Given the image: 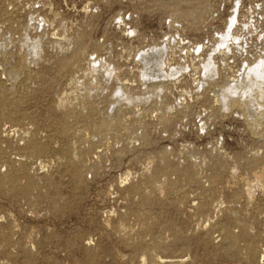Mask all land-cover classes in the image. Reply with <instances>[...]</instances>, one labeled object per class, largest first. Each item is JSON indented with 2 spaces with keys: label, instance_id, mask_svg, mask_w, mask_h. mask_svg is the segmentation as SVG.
Wrapping results in <instances>:
<instances>
[{
  "label": "rangeland",
  "instance_id": "obj_1",
  "mask_svg": "<svg viewBox=\"0 0 264 264\" xmlns=\"http://www.w3.org/2000/svg\"><path fill=\"white\" fill-rule=\"evenodd\" d=\"M263 60L264 0H0V264H264Z\"/></svg>",
  "mask_w": 264,
  "mask_h": 264
},
{
  "label": "bare ground",
  "instance_id": "obj_2",
  "mask_svg": "<svg viewBox=\"0 0 264 264\" xmlns=\"http://www.w3.org/2000/svg\"><path fill=\"white\" fill-rule=\"evenodd\" d=\"M65 36V35H64ZM227 36V35H226ZM67 37V36H66ZM65 37V38H66ZM225 37V36H224ZM27 39V38H26ZM25 39V41H28V39L26 40ZM34 39H36V40H34V42H32L31 44H29V43H27V44H29L28 46H27V61L32 65V63H35V62H37L38 61V56L40 57V54H39V51H41L42 49V47H41V45H42V43H41V41L42 40H40V38H34ZM225 39V38H224ZM223 39V40H224ZM226 39H227V37H226ZM20 40V39H19ZM227 41V40H226ZM225 41V42H226ZM16 42V41H15ZM23 42V41H22ZM30 42V41H29ZM224 42V41H223ZM23 43H25V42H23ZM23 43H22V45H23ZM10 44V43H9ZM15 44V43H14ZM226 44V43H225ZM25 46V45H24ZM41 48H40V47ZM23 47V46H22ZM21 47V48H22ZM40 49H38V48ZM160 49H162V47H159ZM159 48H157L158 50H156L155 52H153L152 53V55H150V53L149 52H145L146 54H148L149 53V55L147 56H144V58H141V59H144L145 61H142L143 63H144V67L146 66V69H144L143 70V72H144V74H145V77L146 76H155V74H156V77L159 79H157L156 81H154V82H156V85H157V87H156V93L158 94H160V92H161V90H162V88H163V86H162V84L165 82V79H166V77L168 76V75H170L171 76V72H169L168 74H166V72L163 70V67H164V65H165V63L163 64H161V62L159 61L160 60V58L159 57H161V56H159V55H162V54H160V53H162L160 50H159ZM6 49V48H5ZM152 49V48H151ZM155 49V48H154ZM154 49H153V51H154ZM164 49V48H163ZM1 51H3V50H1ZM150 51H152V50H150ZM2 53V52H1ZM19 53V52H18ZM41 53V52H40ZM143 56H141V57H143ZM162 58V57H161ZM22 60H23V58H22ZM26 60V59H25ZM162 60V59H161ZM26 61V62H27ZM27 62V63H28ZM163 62V61H162ZM36 64V63H35ZM23 65V64H22ZM29 65V64H28ZM99 66V65H98ZM98 66L97 65H95L94 64V66H93V68L89 71V74H91L92 75V82L91 83H96V85H98L97 83H99L100 81H98V78H99V68H98ZM206 67V66H205ZM173 68V67H172ZM171 68V70H174V69H172ZM175 70H177V69H175ZM205 70H207V73H206V76L208 77H210V76H214L217 72H216V68L213 66V64L211 63V62H209V63H207V67H206V69ZM142 72V73H143ZM175 72V71H174ZM173 74V73H172ZM107 75L109 76V77H111L112 75H113V72L112 71H108L107 72ZM106 75V76H107ZM11 77H9V78H12V75H10ZM206 76H205V78H204V80H203V82H207L206 80ZM108 77V78H109ZM143 77H144V75H143ZM9 78H8V80H9ZM14 78V77H13ZM151 78L149 77V80H150ZM155 79V78H154ZM153 79V80H154ZM149 80H148V82H149ZM104 81V80H103ZM107 81V80H106ZM150 81H152V80H150ZM105 82V81H104ZM108 82V81H107ZM147 82V81H146ZM147 82V83H148ZM79 83H80V81H79ZM106 83V82H105ZM103 86L102 87H100L99 85V87L100 88H103L104 87V84H103V82L101 83ZM123 84V83H122ZM122 84H120V88L118 89V91H117V93H121V98H119V101L121 102V103H123V108H124V110H126L127 112H129L128 113V115H130L131 114V112L130 111H135V113H141V111L139 110V107L142 105V104H145L146 102H147V100H148V98L147 97H145V96H143V97H140V99L138 98V97H135V95L132 97V95H130L127 91H125V90H123L124 88L123 87H121V85ZM149 84V83H148ZM258 84H260L261 85V89H260V91H264V60L263 61H260V62H258V63H256L255 65H253V66H251V67H247L246 69H244V71H243V76L240 78V79H236L235 81H227V83H225V85L223 86V87H221V90H220V92L218 93V94H214V99H215V101H220L221 102V105L223 106V108H226V107H228L230 104H231V102L234 100L233 99V96L236 94V93H242V95H241V100H243V101H245V98H248V96L252 93V90L254 89V87H259V85ZM79 85V84H78ZM95 85V86H96ZM75 86V85H74ZM94 86V85H93ZM94 86V87H95ZM125 86V85H124ZM77 87V86H76ZM75 87V88H76ZM80 87V86H79ZM92 87V86H91ZM93 87V88H94ZM78 88V87H77ZM81 88V87H80ZM123 88V89H122ZM91 89V88H90ZM104 89V88H103ZM92 92V91H91ZM89 93V92H88ZM90 94V93H89ZM92 94V93H91ZM2 95V94H1ZM251 96H252V94H251ZM136 99H138V100H136ZM60 103H59V105H61V106H63L65 103H66V101H67V97H66V95H63L61 98H60ZM118 101V102H119ZM119 102V103H120ZM261 102V101H260ZM58 105V106H59ZM64 107V106H63ZM114 110V109H113ZM138 110V111H137ZM134 113V112H133ZM132 113V114H133ZM134 113V114H135ZM138 118V117H137ZM140 118V117H139ZM12 131H16V129H13ZM12 131H10V132H12ZM18 132V131H17ZM42 164V163H41ZM215 171H217V170H215ZM186 173V172H185ZM187 174H188V172H187ZM256 184H259V185H262V182H261V180L259 179V178H257L256 179ZM252 188H253V185L250 187L249 186V188L247 189V192L249 193V195H250V193H252L251 192V190H252ZM228 211H230V210H228ZM237 221V220H236ZM241 222V221H240ZM239 222V223H240ZM238 223V224H239ZM243 223V222H242ZM246 224V223H245ZM240 226V225H239ZM264 235V234H263ZM264 237V236H263ZM257 238V237H256ZM233 241H235V240H233ZM235 244H237V243H235ZM238 245V244H237ZM245 245H246V243H245ZM261 247V246H260ZM256 248V247H255ZM263 250V249H262ZM264 252V251H263ZM262 256V259L264 260V257H263V255H261ZM246 257V255L244 256V258ZM143 260L145 261L146 259H145V257H143ZM180 260V259H179ZM174 261V260H173ZM178 262H180V261H178ZM182 262V261H181ZM259 262H262V260L261 261H259ZM165 263V262H164Z\"/></svg>",
  "mask_w": 264,
  "mask_h": 264
}]
</instances>
